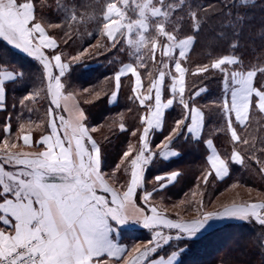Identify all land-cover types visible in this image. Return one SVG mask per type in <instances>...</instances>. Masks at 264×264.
I'll list each match as a JSON object with an SVG mask.
<instances>
[{"label":"snow or ice","instance_id":"obj_1","mask_svg":"<svg viewBox=\"0 0 264 264\" xmlns=\"http://www.w3.org/2000/svg\"><path fill=\"white\" fill-rule=\"evenodd\" d=\"M185 6L186 0H105L102 5L98 20L102 24L100 35L110 43L98 41L92 47L108 51L120 45L119 51H125L126 47L134 58L112 77L105 78L115 85L109 104L117 100L122 77L130 74L134 82L129 99L138 102L142 110L139 125L130 132L135 142L129 140L114 168L105 172L104 144L94 138L103 126L90 124L84 106L93 105L108 93L99 88L79 90L70 83L73 66L83 64L88 50L75 55L66 53L48 31L78 22L75 9H65V19L51 24L43 16H37L33 0H0V40L32 57L42 70L43 82L19 103L32 112L30 105L48 100L45 117L50 129L34 142L42 146L41 150L25 151L11 142V118L6 119L5 139L0 145V264H179L187 251V243L181 242L195 240L211 222L254 219L264 226V200L234 201L208 212L203 210L206 205L202 190L200 199L195 201L197 218L184 220L179 213L177 218H170L166 209L153 203V193L175 183L182 175L179 170L154 176L148 181L151 190L145 188V173L155 158L166 161L178 156L180 152L173 145L189 134L193 140L202 139L206 111H215L221 118V125L214 126L212 131L230 133L233 150L230 157H224L216 150L212 138L203 140L210 154L197 178V188L207 185L213 174L220 180L229 176L230 162L245 163L237 148L239 144L248 146L245 151L261 164L259 171L264 173V162L256 157L255 144L237 131V125L247 129L254 111L264 114V79H256L258 73L264 76V67L246 69L235 55L197 65L191 75H219L221 85L219 98L198 105L197 97L207 88L193 92L186 82L190 68L185 62L196 37L192 34L180 38L185 16L177 13ZM215 11V5L195 9L187 5L193 32L199 31ZM140 68L146 70L148 77L146 92L142 91ZM22 75L0 66V111L7 107L5 81ZM166 92L169 98L165 99ZM174 103L181 107L180 118L158 144H153L154 134L164 131L165 114ZM44 123L31 121L29 128L32 124L40 128ZM118 127L120 132L128 131L123 114ZM20 128L23 131L24 125ZM17 139L28 149L34 146L30 133ZM104 139L107 141L109 137ZM237 186L238 182L230 187ZM191 196L196 197L197 191H192ZM185 203L186 200H181L173 206ZM133 225L148 230L151 238L130 246L118 243L120 229ZM166 246L169 251L165 254Z\"/></svg>","mask_w":264,"mask_h":264},{"label":"trees","instance_id":"obj_2","mask_svg":"<svg viewBox=\"0 0 264 264\" xmlns=\"http://www.w3.org/2000/svg\"><path fill=\"white\" fill-rule=\"evenodd\" d=\"M36 5L37 16H43L49 23H61L66 16L65 9H75L78 22H72L71 26L62 24L61 28L48 29L49 34L57 39L60 47L66 53L75 55L78 51L87 49L83 64L74 65L69 81L77 89L99 88L108 95L93 105H85L89 114V122L93 126L102 125V129L94 134V138L104 144V171H111L119 157L125 150L129 140L135 142L136 138L131 137L130 132L139 125V115L142 110L138 102L130 100L132 96L131 87L134 78L131 75L122 77L121 88L117 100L109 104L110 93L115 90L114 81L106 80L112 77L116 71L125 63L133 62L134 58L129 56V50L119 51L116 49L108 51H97L92 47L100 43H110L100 35L102 24L98 22L102 16V5L105 0H33ZM187 5L192 8H207L215 5L217 11L208 16L207 22L203 23L197 32H193L191 20L187 18ZM204 14V13H202ZM177 15H184L185 19L180 30V38L194 34L196 39L192 49L188 53L185 66L190 68L186 76V82L191 91L200 87L207 88V91L197 97L198 105H207L221 95L219 75L215 77H201L191 75L197 65L208 63L210 60L224 55H235L242 62L243 66L264 67V0H251L248 4L242 5L240 0H186V6ZM68 33L65 36V33ZM67 40V43H65ZM177 55H178V50ZM157 53V60L159 59ZM0 63L2 66L22 72L14 82L6 85V110L0 112V145L5 139L3 128L6 119L11 118V142L21 146V139L18 136L30 133L37 141L41 134H48L45 112L49 106L48 100H40L39 103L30 105L34 111L28 112L26 107L19 103L26 94L34 87H38L43 81L41 68L32 57L24 52L9 46L0 40ZM152 62L149 61L151 68ZM141 73L146 92L148 77L146 70L138 69ZM257 80L264 79L259 73ZM166 83L168 80L166 79ZM187 94V89H186ZM169 98L167 92L165 99ZM131 109V111H128ZM123 114V122L128 131L120 132L119 123ZM181 107L174 103L173 107L165 114V128L163 132H156L153 137V144H158L167 134L176 119L180 118ZM205 128L200 141H194L189 136L181 138L174 143L173 147L180 152L176 159L165 161L162 158H155L145 173V188L151 190L154 176L170 173L179 170L182 175L178 180L163 190L153 193V203L166 209V215L170 218H177V213L184 220H192L198 217L195 210L196 200L200 199L199 192H204L203 209L214 212L222 208V204L232 202H255L264 200V173L259 171L261 164L256 159L250 158V152L245 151L248 146L239 144L238 150L244 156L245 163L237 165L229 163V176L224 180L215 178L214 174L209 177L207 185L197 188V178L200 176L202 166L207 163L209 151L203 140L212 138L216 150L224 157H230L233 150V142L230 133L214 132L213 127L221 125V118L215 111H206ZM19 117V119H18ZM44 121V125L37 128L29 123ZM24 125L21 131L20 125ZM238 134L249 139L250 144H255V155L264 162V114L253 112L250 114L247 129H241L237 125ZM212 132L211 137L209 133ZM109 139L105 141L104 137ZM16 149H13L15 151ZM120 176L119 173H117ZM121 176V181L123 180ZM238 186L232 189L230 186L237 183ZM113 186L119 187L118 183L110 181ZM249 189H252L249 192ZM141 190H137V196ZM197 191V196L192 197L191 192ZM231 193V194H230ZM185 194H188L186 197ZM231 195V196H230ZM227 197V198H226ZM228 197H230L228 199ZM163 198V199H162ZM224 199V203L222 202ZM226 199V200H225ZM228 199V200H227ZM186 200L185 205L174 207L179 201ZM137 203L141 204L139 199ZM169 210V211H168ZM215 223V221H214ZM213 224V222H211ZM151 238V233L144 228L124 229L120 231V242L132 245ZM187 243V251L183 253L179 264H264V226L259 225L254 219L245 221H227L219 226L208 227L195 240L184 241ZM169 247L163 249L167 253Z\"/></svg>","mask_w":264,"mask_h":264},{"label":"crops","instance_id":"obj_3","mask_svg":"<svg viewBox=\"0 0 264 264\" xmlns=\"http://www.w3.org/2000/svg\"><path fill=\"white\" fill-rule=\"evenodd\" d=\"M192 49V47L190 48V50ZM190 50H189V52H190ZM179 51V50H178ZM0 66H2L1 65V63H0ZM8 69V68H7ZM9 71H12V70H10V69H8ZM130 75V74H129ZM19 77V76H18ZM17 77V78H18ZM16 80V79H15ZM15 80H6L5 81V88H6V85H8V84H10V83H12V82H14ZM5 102H6V100H5ZM116 101H114V102H112L113 104L115 103ZM111 103V104H112ZM0 112H2V111H0ZM65 115H67V114H65ZM26 134H29V133H26ZM24 135V134H23ZM191 139H192V137H191V135L189 134L188 135ZM31 137H32V141H33V148H31V149H28L26 146H23V141L21 140V147H23V150H25V151H38V150H41V147L42 146H36L35 145V140H34V137H33V135H31ZM193 140V139H192ZM194 141H196V140H194ZM208 151H209V154H210V150L208 149ZM179 156V155H178ZM178 156H176V157H172V158H169V160H166V161H170V160H173V159H176ZM164 160V159H163ZM6 168H7V166H5ZM228 177V176H227ZM227 177H225L224 179H226ZM223 179V180H224ZM220 180V179H219ZM109 183H110V181H109ZM172 185V184H171ZM216 222V221H215ZM136 227H138V228H142V227H139V226H136V225H133V226H129V227H124V228H122V229H120V231L121 230H124V229H132V228H136ZM116 239H117V242L118 243H120V244H122V245H126V244H123L122 242H120V233H119V235L116 237ZM128 246V245H127ZM130 246V245H129Z\"/></svg>","mask_w":264,"mask_h":264},{"label":"rangeland","instance_id":"obj_4","mask_svg":"<svg viewBox=\"0 0 264 264\" xmlns=\"http://www.w3.org/2000/svg\"><path fill=\"white\" fill-rule=\"evenodd\" d=\"M251 0H240V3L242 5H245V4H248ZM178 50V49H177ZM231 194V193H230ZM231 196V195H230ZM227 198V197H226ZM230 197H228L229 199ZM227 199V200H228ZM226 200V199H225ZM224 199H222V202L221 203H224ZM253 202V201H252ZM255 202H260V201H255ZM224 205V204H222ZM169 211V210H168ZM227 221H241V220H236V219H231V220H222V221H216L215 223L213 222V224H211L210 228H213V227H216V226H219L220 224L224 223V222H227Z\"/></svg>","mask_w":264,"mask_h":264}]
</instances>
